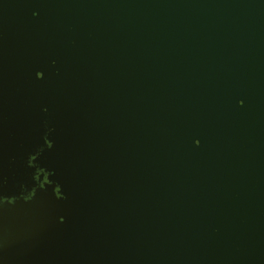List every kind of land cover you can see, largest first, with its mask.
<instances>
[{
	"label": "water",
	"instance_id": "95a60500",
	"mask_svg": "<svg viewBox=\"0 0 264 264\" xmlns=\"http://www.w3.org/2000/svg\"><path fill=\"white\" fill-rule=\"evenodd\" d=\"M0 264H264V0H0Z\"/></svg>",
	"mask_w": 264,
	"mask_h": 264
}]
</instances>
